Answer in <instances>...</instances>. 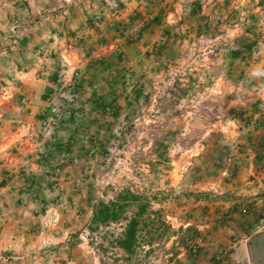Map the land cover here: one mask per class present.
I'll list each match as a JSON object with an SVG mask.
<instances>
[{"label":"crops","instance_id":"crops-1","mask_svg":"<svg viewBox=\"0 0 264 264\" xmlns=\"http://www.w3.org/2000/svg\"><path fill=\"white\" fill-rule=\"evenodd\" d=\"M171 67L212 82L198 92L212 140L180 152L205 179L162 264H264V0H0V264H103L83 233L87 178ZM77 71L78 109L51 128L44 112Z\"/></svg>","mask_w":264,"mask_h":264},{"label":"rangeland","instance_id":"rangeland-1","mask_svg":"<svg viewBox=\"0 0 264 264\" xmlns=\"http://www.w3.org/2000/svg\"><path fill=\"white\" fill-rule=\"evenodd\" d=\"M255 52L258 56L259 52ZM171 68L163 82L146 86L160 89L159 96L135 97L127 122L112 130V134L104 135L103 140L107 141L101 147L104 153L100 160L94 161L96 175L87 178L95 206L101 201L115 200L121 192L125 197L128 192L139 196L127 208L129 215L138 212L139 206H146L138 217V243L131 264H162L166 253L172 252L173 237L178 232L174 219L193 214L191 207L199 197L193 186L205 179L199 172L189 170L187 160L180 161V152L191 147L197 149L201 140L204 143L212 140V137L204 139L211 98L198 93L212 82L202 79V73L187 80L184 70ZM135 82L142 84L141 72ZM156 91L152 94H157ZM189 93L192 95L187 96ZM242 98L245 100V95ZM87 165L94 166L91 162ZM186 165L188 171H175ZM127 224L126 220L109 224L91 222L83 232L90 248L100 253L103 264H119L114 257L119 247L116 240Z\"/></svg>","mask_w":264,"mask_h":264},{"label":"trees","instance_id":"trees-1","mask_svg":"<svg viewBox=\"0 0 264 264\" xmlns=\"http://www.w3.org/2000/svg\"><path fill=\"white\" fill-rule=\"evenodd\" d=\"M122 192L115 200L101 201L95 207L92 223L109 224L126 220L125 231L121 233V237L116 240V244L123 248L125 252L133 254L135 252L138 240L137 232L139 225V216L145 212V205L139 206L138 212L129 215L127 208L137 201L139 198L135 193L128 192V196H121Z\"/></svg>","mask_w":264,"mask_h":264},{"label":"built area","instance_id":"built-area-1","mask_svg":"<svg viewBox=\"0 0 264 264\" xmlns=\"http://www.w3.org/2000/svg\"><path fill=\"white\" fill-rule=\"evenodd\" d=\"M81 78V72H75V77L71 85L68 86L67 95L62 91H57L54 98L50 102L49 109L44 112L47 124L51 128L59 126L62 122H66L72 118L77 111V101L73 95V89L77 82ZM42 149L39 151V155L46 159V151ZM45 156V157H44ZM29 165H25V169H28Z\"/></svg>","mask_w":264,"mask_h":264}]
</instances>
